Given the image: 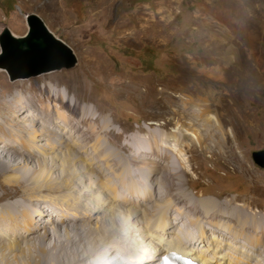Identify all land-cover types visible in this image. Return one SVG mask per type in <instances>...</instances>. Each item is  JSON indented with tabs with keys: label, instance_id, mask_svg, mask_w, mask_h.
<instances>
[{
	"label": "rangeland",
	"instance_id": "1",
	"mask_svg": "<svg viewBox=\"0 0 264 264\" xmlns=\"http://www.w3.org/2000/svg\"><path fill=\"white\" fill-rule=\"evenodd\" d=\"M226 1L214 0L210 5L207 0H0V31L7 27L14 35H24L27 32L24 15L35 13L55 36L72 48L77 57L76 66L71 69L28 79L10 81L7 73L0 71V99L8 102L11 108H5L4 120H12L13 117L15 125L21 123L35 129L37 126L30 119L24 122L14 113L19 95L25 98L21 107L27 118L38 105L50 103L49 95L44 91V104L36 103L32 96H41L40 88L46 84H60L69 88L71 97L73 92L86 97V105L95 112V118L102 116L107 119L108 125L118 134L119 145H125L126 150L119 152L110 143L111 136L100 133L101 128L96 125L92 129L95 128L97 135L84 144L82 151L88 150L90 153L97 141H101L108 153L117 151L115 160L109 162L114 174L106 169L103 176L93 172L85 165L84 154L75 151L68 155L64 151L66 147L61 146L55 165L59 169L68 168L69 171L65 168L63 178L70 180L74 177L72 184L78 190H91L101 200H110L113 194L103 185L104 176L126 195L119 176L138 166L137 174L140 176L134 180L142 187V180L145 182L143 177L148 174L147 170H151L157 176V181L151 182L153 195L147 197L152 206L128 205L130 212L126 213L125 208L119 205L117 209L120 211L116 209L115 216L124 224L147 231L149 224H156L155 220L166 221L164 211L169 208L172 220L171 224L166 222L165 227L171 228V234L208 256L212 254L207 249L218 241L223 245L221 254L232 259L237 255L233 251L235 248L246 251L249 250L247 247H253L244 238L232 237L228 228L235 230L237 225L234 220L241 214L264 216V169L257 166L251 157L252 152L264 150V71L252 72L245 59L234 62L226 71L225 63L221 61L224 50L211 40L212 37H221L225 19L223 15L211 14V11L226 7L242 8V5H223ZM255 10L260 22L257 26L260 27L261 16L264 18V4L256 5ZM234 41L246 48L239 35L234 37ZM222 42L226 45V42ZM262 47L264 44L259 49ZM89 58L100 60L99 66L95 65L94 68ZM213 59L217 62H210ZM102 63L110 67L109 73L102 68ZM261 70H264V57ZM193 87L199 89V95L194 93ZM202 107L204 112H200ZM211 115L219 121L221 128L210 119ZM187 128L201 136V144L196 141L191 150L182 146L188 139L180 137ZM172 133L180 138L169 143L183 149L191 165L187 174L179 177L181 180L170 169L168 159L163 158L164 153L160 155L162 148H158V152L154 147L157 143L154 136L157 135L160 140L161 136ZM38 135L41 136L36 140L45 142L44 147L49 151L60 138L58 135L50 138L40 132ZM62 141L66 142V139ZM133 145L139 146L140 151L135 154L141 160H133ZM0 155L8 158L1 151ZM21 159L17 156L12 166H23L19 161ZM30 166L31 171L36 170L34 165ZM13 173L14 170H11L7 176ZM2 181L3 176H0V196L5 194L8 187ZM17 188L21 189L22 186L18 185ZM162 189H165L164 193ZM159 190L163 197L158 195ZM4 202H0V206ZM26 208L29 209V206ZM205 208L220 212L217 216L214 214L215 218L211 214L207 218L200 216ZM179 211L182 215V211L191 215L185 213L183 220L177 214ZM34 215L38 221L42 213L35 212ZM157 215L162 217L158 219ZM187 215L191 222L186 219ZM172 216L182 220L176 221ZM107 220H111V217L94 216L90 225L93 228L110 226ZM198 222L208 232L203 242L196 228ZM46 224L47 230L43 233L50 241L54 233L63 237L62 226L59 225L58 230L51 223ZM244 228L249 231V228ZM188 231L193 237L188 236ZM157 232L161 234V229ZM142 238L139 236L137 241L141 242ZM103 247L101 245V251ZM21 248H25L24 252L28 254L24 244H21ZM8 256L12 258L10 253ZM21 258H24L22 254ZM100 258L106 264V257L102 255ZM238 263L246 264L242 259Z\"/></svg>",
	"mask_w": 264,
	"mask_h": 264
},
{
	"label": "bare ground",
	"instance_id": "2",
	"mask_svg": "<svg viewBox=\"0 0 264 264\" xmlns=\"http://www.w3.org/2000/svg\"><path fill=\"white\" fill-rule=\"evenodd\" d=\"M213 1L214 0H207V3L211 5ZM259 4H264V0H227L223 5H242V8L226 7L223 10L212 9L211 11V14L223 15L225 19V27H222L223 29L220 31L221 37H212L211 40H213L214 43L217 42V46L224 50L221 61L225 63L226 71L231 68L234 62L240 59H245L247 66L249 68L251 67L252 72L259 71L262 73L264 71L261 70L263 66L264 47L259 49L260 45L264 44V18L261 16V26L258 27L257 23L260 22L259 17L256 16L257 10H255L256 5ZM236 35L240 36L246 48H243V46L234 41ZM219 39L226 42V45ZM88 61L94 64V68L95 65L97 66L100 62V60L98 61L96 58H89ZM210 62H217V60L213 59ZM102 68H104V70L106 69L107 72L110 70V67L108 68L104 63H102ZM38 87L40 88V86ZM193 89L194 93L199 95V89L197 87H193ZM40 90L41 96L32 95L33 100L36 103L40 102L44 104L46 100V96L42 92L44 91L49 95L50 103L43 106L38 105V108L36 107L33 113L27 118V114L21 107L25 98L19 95V97H17L18 104H16V108H14V113H16L17 117L22 118L24 122L30 119L31 122L36 124L38 129H29L25 124L21 123L15 125V118L13 117L12 120H4L3 115L5 108L7 110H11V108L8 102L0 99V151L8 155V158L0 155V176H3L2 182L4 185L8 186L5 194L0 196V202L5 201L0 206V264H105L100 258L102 255L106 257V264H155L163 254L170 250L190 256L203 264H239L238 260L241 259L244 260L246 264H264V216L260 214L250 215L245 213L242 215L240 213V217L234 220L236 223L235 225H237L235 230L233 228H228V231H230L229 234H231L232 237L244 238L247 243L253 247H247L249 250L246 251L235 248L233 251L237 255H235L236 258L232 259H227L221 254V247L223 245L218 241H215L216 243L207 249V251L212 254L208 256V254H205L202 250H195L192 244H184L179 237L176 238L175 235L171 234V228L167 229L165 227L166 222L171 224L172 220L170 209L166 206L167 209L165 208L166 210L164 211V220L166 221H161V219L158 220L162 216L157 215L159 216L157 219L158 221H156L155 218L156 224L154 223L153 226L149 224L147 231L136 229L128 223L124 224L121 222V219L115 216L117 206L121 205L125 208L126 213L130 212V209L127 208L128 205L130 207L132 205L134 207V204L135 207L139 204L144 207H149V205L152 206V202L149 200L151 195H153L151 194V191H153L151 182H156L157 176H155V173L151 170H147L148 174L143 177L145 182H143V180L142 182L140 181L142 187H140V183L137 184V180H134L137 176H140V174H137L138 166L135 170L129 169L127 173L124 171L126 174H122L119 178L121 179L122 188L125 189L127 193L126 195L121 193L119 187L111 179L104 176L103 185L108 188L110 194H113V198L110 200H101L99 195L92 194L91 190L85 192L82 191L84 189L78 190L75 188L72 184V181L75 180L73 179L74 177H69L70 180L63 178V175L66 174V167L64 169H59L57 165H55V162H57L59 158L58 148L65 146L66 148L64 151H66L68 155H72L75 151L84 154L86 156L85 165L92 169L93 172H99L103 176L105 175L104 169L114 174L109 162L110 160H115L118 152L108 153L106 151L107 149L101 144V141H97L90 153L88 150L82 151L84 144L89 141L93 135H97L94 131L95 128L92 129V127L98 125L101 128V130H99L100 133L110 135V143L117 147L119 152L121 150L125 151L126 146L119 145L120 141L117 138L118 136H116L118 134H115V131L108 125L106 118L102 116L95 118V112L93 113V110L86 105L87 98L83 95L79 96L77 92H73L74 95L71 97V90H69V88L52 83L46 84L43 88H40ZM59 108H65L66 110L60 111ZM202 111L204 112L203 107L200 108V112ZM209 117L217 127L221 128L219 121L214 116L211 115ZM90 118L93 119L92 122H90ZM87 122L92 125L89 126ZM188 129L189 128H187L185 133L180 135V137L182 136L188 139L182 146L191 150L193 143L196 141L201 144V136L195 131H188ZM38 132L50 138H55V136L58 135L60 137L58 139L59 144L57 143V145L55 143L53 147L50 146L51 150L49 151L44 147L45 142L36 140V137L41 136L38 135ZM172 132L174 133L175 130ZM173 133L170 136H161L160 140L157 138V135L154 136L157 142L154 147L158 152V148H162L160 149V155L164 153L163 158L168 159V162H166L170 163V169H172L176 173L174 174L179 178L187 174L188 168L191 165L188 157L183 153V149H177L175 144H172L174 140L180 138L177 134ZM29 134L31 135L29 136ZM229 134L231 133L229 132ZM171 138L172 140H169ZM62 139H66V142H63ZM169 141L172 143H169ZM138 151H140L139 146L133 145V160H141L135 154ZM230 152L232 151L230 150ZM17 156L22 158L19 161L23 166L21 165L14 168L11 163L15 162ZM49 160L50 162H48ZM159 162L160 160L157 163ZM30 165H34L36 170L31 171ZM71 165H73V162ZM11 170H14L13 175L7 176V173ZM67 170L68 168H66V171ZM71 173L75 174L73 171H71ZM180 178L179 180H181ZM28 180H30V182ZM167 180L169 181V179H166V181ZM144 183H147V185H143ZM181 183L179 184L180 189H182ZM18 185L22 186V188L18 189ZM164 190L163 193L165 192ZM163 193L161 190L158 191L159 196ZM165 194H167V191ZM149 196L150 198L147 199ZM207 201L212 202V200ZM146 202H148V204H146ZM204 203H206V201ZM204 203L202 202L201 204ZM168 204H170V202ZM27 205L29 209L26 208ZM175 210L178 211L177 209ZM35 212L42 213V215L38 216V221L35 220V218L37 219L34 215ZM182 212L184 215H182L181 212L177 214H179V216L181 215L184 220L186 212ZM219 212H212L205 208L200 213V216L202 215L207 218V216L211 214V216L215 218ZM186 214L189 213L187 212ZM94 216L101 218L110 216L111 220L107 221L108 223L110 222L111 225H103L101 228L91 227L90 224ZM172 217L175 218V220L177 218L174 216ZM186 217V219L190 220L188 215ZM180 219L182 220V218H179V220ZM153 221L151 220V222ZM48 222L51 223L52 226H56L58 230L59 225L62 226L63 237L54 233L53 240L50 241L45 233H43L45 229L47 230L46 223ZM101 223L104 224V222ZM174 223L176 222L174 221ZM200 224L201 223L198 222L196 228L203 242L206 237L205 234L208 232L205 230V227ZM244 227L249 228V231H246ZM159 229H161V234L157 232ZM187 233L190 238L193 237L190 231ZM73 235L78 237H73ZM139 236L143 237L140 239L142 240L141 242L137 241ZM21 244L27 247L26 251H28V254L24 252L25 248H21ZM101 245L104 246L102 248L104 249L103 251L100 249ZM116 245L119 246V248H117ZM8 253L12 255V258L8 256ZM21 254L24 258H21Z\"/></svg>",
	"mask_w": 264,
	"mask_h": 264
},
{
	"label": "water",
	"instance_id": "3",
	"mask_svg": "<svg viewBox=\"0 0 264 264\" xmlns=\"http://www.w3.org/2000/svg\"><path fill=\"white\" fill-rule=\"evenodd\" d=\"M24 17V35H14L7 27L0 31V70L7 73L10 81L76 66L72 48L55 36L37 14L27 13ZM251 157L264 169V150L252 152Z\"/></svg>",
	"mask_w": 264,
	"mask_h": 264
}]
</instances>
